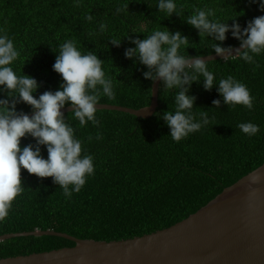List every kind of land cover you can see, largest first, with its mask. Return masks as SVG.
<instances>
[{"label": "trees", "instance_id": "obj_1", "mask_svg": "<svg viewBox=\"0 0 264 264\" xmlns=\"http://www.w3.org/2000/svg\"><path fill=\"white\" fill-rule=\"evenodd\" d=\"M124 3H129L130 16L116 13V8ZM155 4L156 0H83L77 7L73 0H0V28L7 31L20 50V59L13 64L17 74L33 77L41 85L34 94L36 98L60 87L62 77L53 70L55 52L66 39H75L81 51L97 52L105 62V72L113 78L116 97L111 101L102 98L100 104L140 109L151 100L152 82L142 74L147 69L125 58V49L134 47L127 38L120 47L113 46L108 39L129 33L132 39L143 40L144 34L130 32L143 26L147 33L160 23L188 39L185 51L189 56L214 54L196 29L175 14L163 19L165 14H159ZM179 5L187 10L185 18L193 5L216 6L222 9L218 14L224 17L232 16L235 10L237 14L243 13L238 17L242 28L264 15L249 0H178ZM89 12L95 18L91 23L84 19ZM101 22L108 26L104 33L99 32ZM237 45L239 42L229 33L222 46ZM207 63L217 80L233 75L248 86L255 98L251 111L241 106L228 108L216 86L206 91L202 81L194 83L189 93L196 97L194 111L206 110L211 123L179 143L172 140L170 129L157 115L174 107L170 94L162 92L161 83L158 106L149 119L98 110L99 128L91 124L79 127L72 112L66 113L65 118L78 129L84 152L94 157L95 174L79 193L67 199L52 178L40 179L22 169L25 191L13 202L9 216L0 221V236L37 229L106 242L140 237L187 218L224 188L261 166L264 57H257V64L251 65L220 59ZM6 95H0V99ZM215 100L221 101L219 109L213 108ZM17 110L31 113L30 106L23 103L17 105ZM243 122L258 124L259 133L252 137L243 134L237 127ZM28 144L35 141L22 138L21 147ZM42 154L46 159V148H42ZM74 245L54 236L12 238L0 242V259Z\"/></svg>", "mask_w": 264, "mask_h": 264}, {"label": "clouds", "instance_id": "obj_2", "mask_svg": "<svg viewBox=\"0 0 264 264\" xmlns=\"http://www.w3.org/2000/svg\"><path fill=\"white\" fill-rule=\"evenodd\" d=\"M82 2L73 0L77 7ZM249 4L257 5L264 13V0H249ZM155 8L159 14H165L163 19L174 14L181 17L198 31L205 46L226 63L240 60L251 65L257 64V57H264V15L252 19L242 28L238 17L243 13L237 14L235 10L232 16L224 17L218 14L222 9L216 6L193 5L188 11L190 15L185 18L187 10L184 5L178 6V0H156ZM128 9L129 3H124L116 8V13L129 15ZM84 19L91 23L95 18L89 12ZM107 27L101 22L99 32H106ZM130 33H142L146 38L132 39L128 33L108 40L113 46L120 47L121 41L127 38L134 47L125 49V58L143 65L147 69L142 73L144 79L152 83L159 80L162 92L170 94L174 107L157 115L170 129L169 136L173 141L179 143L211 123L206 110L194 111L196 97L189 94L194 83L202 81L206 91L216 86L228 108L253 109L255 98L248 86L233 75L217 80L210 63L199 55L191 57L186 53L189 41L179 31L171 32L159 23V27L147 33L143 26ZM229 33L239 42V48L222 46ZM55 53L53 70L62 77V83L58 90L46 91L36 98L34 94L41 85L33 77L17 74L13 64L20 59V50L7 31L0 28V95L7 94L6 98L0 99V221L9 216L13 202L25 191L22 169L40 179L52 178L67 199H71L73 193H79L95 174L93 155L84 152L76 125L73 127L70 119L65 118L62 109L66 105L71 107V115L79 127L91 124L99 128L97 106L102 98L115 99L114 81L105 72V62L99 59L97 52L81 51L75 39H66ZM20 103L30 106L31 115L17 110ZM220 104V100L213 101V108L219 109ZM237 127L249 137L260 131V126L251 122L240 123ZM26 137H31L35 144L21 147V140ZM42 148H46V159Z\"/></svg>", "mask_w": 264, "mask_h": 264}, {"label": "water", "instance_id": "obj_3", "mask_svg": "<svg viewBox=\"0 0 264 264\" xmlns=\"http://www.w3.org/2000/svg\"><path fill=\"white\" fill-rule=\"evenodd\" d=\"M202 58L205 62L224 60L215 53ZM160 83H152L148 106L131 109L100 104L98 110L149 119L158 106ZM62 112L72 109L66 106ZM29 236H54L75 245L3 258L0 264H264V163L187 218L150 234L106 242L36 229L1 235L0 242Z\"/></svg>", "mask_w": 264, "mask_h": 264}]
</instances>
